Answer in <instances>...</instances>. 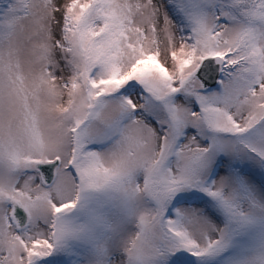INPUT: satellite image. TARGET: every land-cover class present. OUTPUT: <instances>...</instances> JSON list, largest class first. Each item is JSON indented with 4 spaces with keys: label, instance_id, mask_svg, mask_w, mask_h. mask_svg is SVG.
Returning a JSON list of instances; mask_svg holds the SVG:
<instances>
[{
    "label": "snow or ice",
    "instance_id": "snow-or-ice-1",
    "mask_svg": "<svg viewBox=\"0 0 264 264\" xmlns=\"http://www.w3.org/2000/svg\"><path fill=\"white\" fill-rule=\"evenodd\" d=\"M0 264H264V0H0Z\"/></svg>",
    "mask_w": 264,
    "mask_h": 264
}]
</instances>
